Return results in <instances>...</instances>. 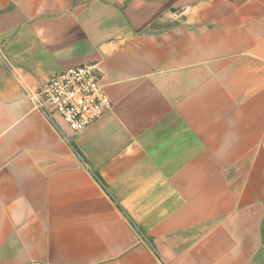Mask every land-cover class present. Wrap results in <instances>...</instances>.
Returning <instances> with one entry per match:
<instances>
[{"label": "crops", "instance_id": "crops-1", "mask_svg": "<svg viewBox=\"0 0 264 264\" xmlns=\"http://www.w3.org/2000/svg\"><path fill=\"white\" fill-rule=\"evenodd\" d=\"M0 264H264V0H0Z\"/></svg>", "mask_w": 264, "mask_h": 264}, {"label": "built area", "instance_id": "built-area-1", "mask_svg": "<svg viewBox=\"0 0 264 264\" xmlns=\"http://www.w3.org/2000/svg\"><path fill=\"white\" fill-rule=\"evenodd\" d=\"M101 79L95 63H83L52 73L30 98L36 107L49 105L77 133L111 108Z\"/></svg>", "mask_w": 264, "mask_h": 264}]
</instances>
